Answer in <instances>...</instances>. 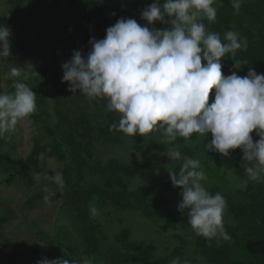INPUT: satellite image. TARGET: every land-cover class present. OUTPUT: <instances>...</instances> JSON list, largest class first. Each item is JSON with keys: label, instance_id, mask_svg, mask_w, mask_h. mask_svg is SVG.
I'll use <instances>...</instances> for the list:
<instances>
[{"label": "rangeland", "instance_id": "374dc122", "mask_svg": "<svg viewBox=\"0 0 264 264\" xmlns=\"http://www.w3.org/2000/svg\"><path fill=\"white\" fill-rule=\"evenodd\" d=\"M41 1L38 5L39 0H0V24L12 9L18 11L7 26L11 55L0 59V94L14 92V83L23 82L36 93L37 105L33 114L0 138V152L24 165L17 171L0 164V264H36L45 257L79 264L84 258L91 264H171L177 257L180 264H239L234 258L236 248L245 244L262 246L264 255V182L248 179L241 167V149L229 150V156L224 157L204 147L210 137L194 133L188 140L177 136L169 142L159 127L145 137L128 136L110 128L119 123L120 114L108 111L106 101L89 100L79 90L69 91V83L62 82V64L71 59L74 50L86 55L91 38L103 39L106 28L117 21L112 20L115 13L147 25L141 11L153 0ZM254 2L258 16L232 14L222 33L216 23L219 16L214 22L199 18L222 43H228V31L239 34L242 47L221 58L225 76L236 72L243 77L249 68L264 73L263 61L255 57L256 51L264 53V0ZM213 6L217 8L218 3ZM101 17H109V21L101 22ZM91 23L98 25L88 36ZM147 26L168 25L157 21ZM12 67H20L21 76L10 77ZM214 93L215 89L210 91L209 104ZM59 111L71 124L83 160L82 188H104L91 190L85 205L64 190L65 181L77 180L78 168L62 140L69 127ZM171 151H179L181 158L169 160ZM185 157L199 160L197 170L207 176L201 183L226 200L223 222L230 239L208 240L196 235L187 210L184 214L177 211L182 188L173 186L168 171L179 174ZM107 188H144L148 191L147 208L119 207L104 196ZM92 225L97 227L100 246L95 252L91 251ZM119 235L134 246L122 245ZM174 246H183L182 255L174 253Z\"/></svg>", "mask_w": 264, "mask_h": 264}, {"label": "clouds", "instance_id": "9594fccd", "mask_svg": "<svg viewBox=\"0 0 264 264\" xmlns=\"http://www.w3.org/2000/svg\"><path fill=\"white\" fill-rule=\"evenodd\" d=\"M217 0H153L141 11L150 28L135 19L119 18L106 28L103 39L89 40L86 55L74 50L62 64V82L69 91L79 90L89 100H104L110 112L120 114L110 128L128 136L145 137L163 128L169 142L177 136L188 140L194 133L210 137L204 147L228 157L229 150L241 149L248 179L264 182V73L249 68L243 77L236 72L222 74L221 58L242 47L239 34L228 31L222 43L219 35L199 22L216 19ZM242 0H232L239 12ZM10 29L0 24V59L8 58ZM204 61L205 63H202ZM236 67V66H235ZM237 68V67H236ZM238 69V68H237ZM20 67H12L10 77H19ZM14 92L0 94V138L17 123L36 111V93L23 82H15ZM215 89L209 104L210 91ZM259 137L254 142L252 133ZM179 160V151L167 154ZM197 159L185 157L179 174L169 172L173 186L182 188L177 206L187 210L188 223L198 236L230 239L223 222L226 200L211 194L201 183L207 179ZM95 213V209H93ZM36 264H79L64 258H42ZM82 264H91L87 258ZM171 264H180L174 258ZM184 264H188L184 261Z\"/></svg>", "mask_w": 264, "mask_h": 264}, {"label": "trees", "instance_id": "16d2710c", "mask_svg": "<svg viewBox=\"0 0 264 264\" xmlns=\"http://www.w3.org/2000/svg\"><path fill=\"white\" fill-rule=\"evenodd\" d=\"M255 1V0H254ZM253 0H246L245 2L241 3V7L239 12H235L233 7H232V0H217L218 3V7L216 8V15L219 16L217 17L216 23L218 25L219 31L222 33L224 32L227 28L228 25L230 24V22L232 21V14L235 15V13L237 14H241V16L248 14V15H253L258 16V12H256L255 9H253V7L256 8V6H258L257 4H253L255 3ZM257 2V1H256ZM37 3V2H36ZM42 3L41 0H39L38 5ZM37 4L35 6H33L32 11L36 10L37 8ZM18 13V11L14 8L12 9L10 15H8L6 18L3 19L2 24L5 26H9L15 19L16 14ZM256 13V14H255ZM121 18V16L117 13L114 14L112 20H116ZM101 22H108L109 21V17H101ZM99 21V22H100ZM260 20H258L259 22ZM255 23H257V21H255ZM98 25V23H91L88 24L87 28V33L88 36L91 35L92 29ZM87 36V37H88ZM248 51L249 49L246 51L245 56L248 57ZM256 51V50H255ZM255 57H256V61L260 62L263 61L264 64V53L263 52H259L256 51L255 52ZM249 59V58H248ZM250 65H253L254 62L251 59L249 62ZM57 104L59 105V100L56 99ZM60 115V118L62 120H64L65 122L67 121L68 124V129L66 130V134L62 137V140L65 142V146H67L69 148V156L71 157V161L72 163L78 168V177L77 180L74 183L69 182V180L65 181V191L67 193H69L72 197V199L75 202H81V204L85 205L86 201L90 198V194H91V190H99L102 191L104 188H99L98 186H92L91 189H83L81 186V180H82V165H83V160L81 158V156L79 155L78 152V148H77V142L75 141V137H74V133L72 131V128H70V122L68 120H66V118L64 119V115L62 112H58ZM250 135H252L254 142L256 140L259 139V137L256 134H252L250 133ZM192 148H188V153H191ZM238 150H240L238 148ZM238 154H240V151L238 152ZM36 155V153L34 154ZM0 164L7 166L9 165L10 168H14L17 171H21V167L24 165L21 164V162H17L16 160H14L13 158H11L10 156H8V154H4L2 152H0ZM14 165V166H13ZM70 187H72L73 189H71ZM104 196L107 197L108 199H110L112 202L116 203L119 205V207L122 208H134L136 207V205L138 206H143L142 208L145 209L147 208V204L149 201L148 198V191L145 190L144 188L140 189V188H136L134 190H129V189H118V188H107L104 190ZM81 215L83 217H85V212L84 210L82 211ZM97 227L95 225H92L90 228V234H91V238H92V244H91V251L95 252L98 251L100 249L99 246V238L97 235ZM118 240L120 241V243L122 245H129V246H134L132 243L128 242L126 237L123 235H119L118 236ZM181 247L183 246H174L173 250L174 253L178 254V255H182L181 254ZM239 247V248H238ZM261 249L262 246L257 245L254 247H249L247 244L245 245H241V246H237L236 248V254H235V260L236 262H239V264H264V255L261 254ZM161 261V259H160ZM6 264V263H3Z\"/></svg>", "mask_w": 264, "mask_h": 264}]
</instances>
